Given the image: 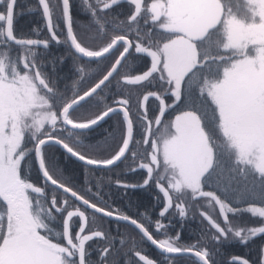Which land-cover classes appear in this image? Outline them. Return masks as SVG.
I'll return each instance as SVG.
<instances>
[{
    "label": "snow or ice",
    "instance_id": "1",
    "mask_svg": "<svg viewBox=\"0 0 264 264\" xmlns=\"http://www.w3.org/2000/svg\"><path fill=\"white\" fill-rule=\"evenodd\" d=\"M19 4L0 0V264H264V0Z\"/></svg>",
    "mask_w": 264,
    "mask_h": 264
},
{
    "label": "trees",
    "instance_id": "2",
    "mask_svg": "<svg viewBox=\"0 0 264 264\" xmlns=\"http://www.w3.org/2000/svg\"><path fill=\"white\" fill-rule=\"evenodd\" d=\"M34 2H35V0H20L19 9H23V10L26 11L27 6L33 4ZM19 19H20V26L25 31L29 30L32 27H36V26L39 25V18H38L36 13H26L25 15L21 16ZM97 175L98 176L99 175H103L104 176V183H105V185H107L108 177L110 176V174H108V173H104V174L98 173ZM79 179L82 181L83 177L80 176ZM107 190L108 189L105 188V191H107ZM242 222L251 223V221L247 217H245L244 221H242ZM196 227H197L196 223H191L189 225L188 229L186 230L185 234L190 236L192 234V229H195ZM227 251L234 252V253H237V254H241L243 250L240 247L237 246V247L230 248ZM173 264H188V262L187 261H181V262L174 261Z\"/></svg>",
    "mask_w": 264,
    "mask_h": 264
},
{
    "label": "flooded vegetation",
    "instance_id": "3",
    "mask_svg": "<svg viewBox=\"0 0 264 264\" xmlns=\"http://www.w3.org/2000/svg\"><path fill=\"white\" fill-rule=\"evenodd\" d=\"M110 175H112V174H110ZM130 196H131L133 201H137V200L145 198L147 196V194L142 193V192H135V193H130ZM149 254H150V256L155 255V253L153 251H151L150 249H149Z\"/></svg>",
    "mask_w": 264,
    "mask_h": 264
}]
</instances>
